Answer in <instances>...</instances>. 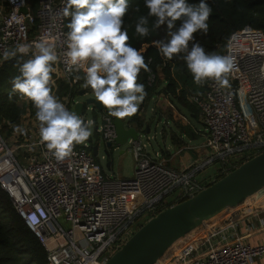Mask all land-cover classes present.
Masks as SVG:
<instances>
[{"label": "built area", "instance_id": "1", "mask_svg": "<svg viewBox=\"0 0 264 264\" xmlns=\"http://www.w3.org/2000/svg\"><path fill=\"white\" fill-rule=\"evenodd\" d=\"M65 7L67 0H38L33 11L28 0H0V55L28 43L33 45L25 55L30 58L36 51L35 42L52 44L58 56L52 72L56 88L60 80L72 88L85 74L83 67L67 63ZM225 54L233 57L235 64L228 77L231 87L220 88L207 80L202 83L203 92L188 97L200 106L205 125L202 165L220 161L224 175L238 165L236 159H249L264 151V32L246 24L230 35ZM164 94L167 105L175 107ZM58 99L72 111L76 102L71 92ZM145 111L141 107L139 114ZM114 117L107 109L99 128L108 140L115 137ZM145 147L142 140L132 147L137 163L133 178H112L86 141L57 159L41 143L39 123L29 110L19 122L0 125V185L43 245L46 264H107L134 233L131 227L141 221L139 218H149L169 206L165 196L174 187L180 189L184 200L208 186L190 167L172 169L164 160L150 156ZM257 193L246 201L255 205L256 215L264 223V215L257 213L264 211V204L256 205ZM207 222L198 228V236L186 241L182 237L157 264H252L264 256V243L239 237L229 241L224 235L206 252L197 253L198 241L211 243L210 236L220 229L217 221L213 231L207 232Z\"/></svg>", "mask_w": 264, "mask_h": 264}, {"label": "clouds", "instance_id": "2", "mask_svg": "<svg viewBox=\"0 0 264 264\" xmlns=\"http://www.w3.org/2000/svg\"><path fill=\"white\" fill-rule=\"evenodd\" d=\"M147 16H140L135 32L149 34L148 17H155L153 28L166 25L168 38L154 43L164 57L183 54V60L196 84L212 80L220 88H230L229 74L235 67L230 55L206 52L194 33H207L212 7L207 0L191 4L188 0H144ZM129 0H67L65 16L70 17L67 34V63L83 67L84 87L91 88L96 101L117 118L135 115L147 95L138 82L149 65L143 49L133 47L126 28H122ZM179 20V25L176 21ZM191 47H189V43ZM32 44H17L0 55V64L28 55ZM32 56L19 65L20 75L13 78L12 88L31 100L39 121V136L57 159L68 156L75 144L92 135V121L70 111L53 93L52 72L58 56L46 41L35 42ZM19 54V55H18ZM70 70V69H69ZM79 77H77L78 79Z\"/></svg>", "mask_w": 264, "mask_h": 264}, {"label": "trees", "instance_id": "3", "mask_svg": "<svg viewBox=\"0 0 264 264\" xmlns=\"http://www.w3.org/2000/svg\"><path fill=\"white\" fill-rule=\"evenodd\" d=\"M28 2L32 10L35 11L38 7V0H28ZM188 2L198 4L199 0H188ZM207 2L213 10L207 21L208 31L207 33H194V42H199L206 52L223 55L230 35L234 31L242 29L246 24L264 32V0H207ZM147 14L148 9L144 0H129L128 11L123 18L124 24L122 25V28H126L128 31V43L137 49L144 50L143 55L149 65V71L142 69L138 76V82L145 85L147 93L141 107L145 106L144 104L148 103L152 96L158 94V84L161 83L159 73L162 72L164 82H166L165 92L170 96L171 101L173 100L180 108L188 109L196 119H199L200 106L195 102H190L188 97L190 93L203 92L205 86L194 83L192 74L188 71L182 58L183 54H176L168 59L158 50L154 41L168 38L166 25L153 28L155 17H148L149 34L142 37L135 32L138 18L147 16ZM70 19V17L67 18V31H70L68 27ZM179 23L180 21L177 20L176 24L179 25ZM191 43H189V47H191ZM27 59H29L27 56H23V59L19 61L12 58L0 64V125L3 127L19 122L27 108L35 117L36 108L31 100L12 88L13 78L20 75L19 65ZM152 75H154V79L151 81ZM84 77L85 74H82L81 80L72 88L63 80L57 82V88L53 83V93L56 97L61 98L63 94L71 92L72 97L76 98V95L82 90L93 92L91 88L83 86ZM130 119L136 120L140 127L145 126V119H142L138 111ZM191 130L190 127H186L187 132H191ZM246 159H240L238 164ZM223 175L224 173L220 177ZM142 224L140 222L139 226ZM199 227L200 225L194 228L189 235L183 237V240L186 241ZM46 263V252L43 245L38 241L25 219L17 212L9 193L0 185V264Z\"/></svg>", "mask_w": 264, "mask_h": 264}, {"label": "water", "instance_id": "4", "mask_svg": "<svg viewBox=\"0 0 264 264\" xmlns=\"http://www.w3.org/2000/svg\"><path fill=\"white\" fill-rule=\"evenodd\" d=\"M87 95L88 92H80ZM92 105L94 111L103 114L107 110L94 97H87L84 101H76L75 112L82 119L89 121L86 112ZM92 121L94 126L92 135L86 142L92 145L96 158L106 160L108 169H112L117 153H123V147L142 140L140 130L143 127L136 120L114 117V140L106 139L99 131L101 124ZM147 132H150L148 126ZM132 150V149H131ZM118 151V152H117ZM120 151V152H119ZM264 189V151L259 152L238 164L212 184L198 191L193 197L184 199L168 206L155 215L149 217L145 223L137 228L128 240L115 251L107 264H157L165 253L194 228L204 221L212 219L217 214L239 206L250 195Z\"/></svg>", "mask_w": 264, "mask_h": 264}, {"label": "crops", "instance_id": "5", "mask_svg": "<svg viewBox=\"0 0 264 264\" xmlns=\"http://www.w3.org/2000/svg\"><path fill=\"white\" fill-rule=\"evenodd\" d=\"M159 75L161 77V83L158 84L159 91H158V94H156L157 98H156L155 103H154V105H155L153 107L154 109L152 108V110L155 113H159V111H160L159 109H162V111L165 113L169 110L168 112L171 115L166 116L167 119L165 117V114L159 113L165 117L167 123H168L169 119L172 120L173 118L175 120H180V122H178V123L176 121V123L178 125V129H179L178 131L180 133L172 130V134H171V143L172 144L169 146H166V150H163V154L160 157V159L164 160L166 162L167 166L172 168V169L173 168L184 169L186 167H190L191 170L193 169L195 171V177L205 184H209V183L214 182L216 179L220 178L221 174L223 173L221 171V169H219L217 171V174L214 176H206V177L198 176V173L200 172V170L208 166V165L207 166L202 165L203 164L202 163V157L206 153V151L204 150V148L201 147L202 144H200V143H195V142L190 143V142L184 141L185 135H188L190 137L193 136L195 138L197 135L200 134L199 132H202L206 136L205 129L201 130V129L195 128L191 125L190 126L192 129L191 132L186 131V127L188 128V125L190 123H188V121L185 119L184 114H182L180 112L179 105L176 106L174 104V101L172 100L175 107L171 108V107H169V105H167V102H165L166 100H165L164 95H166V94H164V93H166L165 92L166 82H164L163 73L160 72ZM161 96H164V98H162V100L160 101ZM168 98L171 101L170 96H168ZM147 104L148 103L144 104L145 106H143V107H145L146 111L148 108ZM141 106L142 105L140 104L139 109L141 108ZM139 109H138V112H139ZM28 110L30 111L29 108H27V111ZM145 112L141 115L142 119L143 118L145 119ZM25 113H26V111H25ZM191 116H193V115L191 114ZM197 120H199V122L202 123L201 118H199ZM37 122L40 123L39 121H37ZM144 122H145V126H146L147 119H145ZM96 160L100 161V158L97 157ZM135 160H136V158H135ZM136 164H135V168H136ZM221 167H222V165L220 166V168ZM103 168H104V172L106 173L107 166L103 165ZM125 179H128V178H125ZM179 190H180L179 188L174 187V189H172L165 196L166 200L169 201V203H168L169 206L174 205V203H177L179 201H182L180 199V196H179ZM256 199H257L256 200L257 206H259V204H264V190L258 191ZM255 210H256L255 205L252 203L249 204V201H246L243 204H241L240 206L225 210V211L217 214L216 216H214L212 219L207 220L208 222L206 224L208 226H210V228H209L210 231H207V232L213 231L212 226H214L215 223H217V221H220V222H218L219 225L221 224L220 229L217 233L210 236V237H212L211 243H207L206 240L198 241V248H197L196 252L199 254H203L204 252H206L205 249L210 244L219 243V241H221L222 235L228 237L227 239L229 241H232V240L239 237V238H242L244 240H247V242H250V243L251 242L252 243H264V223L260 222L259 218L256 215ZM257 213H258V216H260V217H262V215H264V211L257 212ZM232 223H234L233 226H232ZM198 235H199V230H196V231H194V233L190 237L195 238V236H198ZM252 264H264V256L256 258V260L254 262H252Z\"/></svg>", "mask_w": 264, "mask_h": 264}, {"label": "rangeland", "instance_id": "6", "mask_svg": "<svg viewBox=\"0 0 264 264\" xmlns=\"http://www.w3.org/2000/svg\"><path fill=\"white\" fill-rule=\"evenodd\" d=\"M87 97H94L93 92H88L87 95H83L81 93L76 95L75 98V102L76 101H84ZM153 98L148 102L147 106V111L145 112V119H147V123L146 126L144 127L143 130L141 131L142 134V142L146 143V147H145V151L152 157H157L158 159H160V157L163 154V150H166V146L171 145V134H172V130H174L175 132L180 133L178 130V125L177 123L180 122V120H175L173 117V119H169L168 123L166 121L167 117L166 116H170L171 114L167 111L166 113L162 111V109H159V113L165 114V117L162 114L159 113H155L152 108L155 106V100L157 98L156 94L154 96H152ZM174 104L176 106H178L175 102ZM90 108L88 109V111L86 112V117L89 120H96L98 124L102 123V117H101V113H99V111H94V108L92 107V105L89 106ZM172 108V107H171ZM180 112L182 114H184L185 119L188 121V123H190L188 125V127H190L191 125L195 128H199L201 130L205 129V126L203 123L199 122V120H197L195 117L191 116L190 112L188 109L186 108H179ZM72 111L75 112V108L72 106ZM134 116V115H133ZM179 117V116H178ZM125 120L128 121L129 117H124ZM177 121V123H176ZM148 124L150 125V132H147V127ZM92 130L94 128L93 125H91ZM191 128V127H190ZM200 134L197 135L195 138L192 136H188L185 135L184 137V141L186 142H190V143H200V144H204L206 143V136L204 135V133L199 132ZM82 144V143H81ZM79 145V144H78ZM131 144L129 145H125L123 147L124 152L123 153H117L115 160H114V164L112 169H108L106 168V173L113 177H118V178H133L134 177V172H135V156L133 151H131ZM118 152V151H117ZM120 152V151H119ZM158 152V156L157 155ZM103 146H101L100 149V162L101 164H103L104 166L106 165V160L105 158H102V154H103ZM237 161V163L240 162V160L236 159L235 162ZM221 166V162L220 161H215L212 162L210 165H208L207 167L203 168L200 170V172L198 173V176L200 177H206V176H214L217 174V171L220 169ZM171 197V196H170ZM148 218H146V216H142L141 218H139V220H141L140 222L145 223ZM137 222V224L132 225V229L134 231L137 230V228L139 227V223Z\"/></svg>", "mask_w": 264, "mask_h": 264}]
</instances>
